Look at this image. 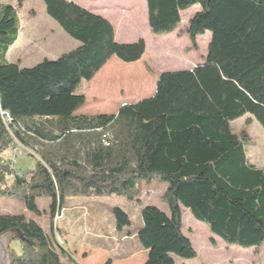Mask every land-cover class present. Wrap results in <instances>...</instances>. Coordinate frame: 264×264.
Masks as SVG:
<instances>
[{
  "label": "trees",
  "instance_id": "trees-1",
  "mask_svg": "<svg viewBox=\"0 0 264 264\" xmlns=\"http://www.w3.org/2000/svg\"><path fill=\"white\" fill-rule=\"evenodd\" d=\"M42 2L79 45L32 68L5 62L20 22L15 7L0 6V200H16L40 217L37 200L49 199L55 233L53 220H60L69 199L119 196L135 202L143 183L159 181L167 184V212L144 207L135 230L148 253L144 264L196 258L182 231L183 208L225 244L258 250L264 244V167L250 163L251 139L245 131L234 132L231 123L249 116L264 132V0H146L154 35L174 32L181 12L198 6L187 34L195 50L197 37L209 32L207 54L190 70L162 73L151 97L112 115L77 114L86 102L79 87L113 57L140 61L145 41L117 43L107 19L72 1ZM16 144L34 154L28 178L3 157ZM111 214L116 230L131 235L128 215L119 208ZM2 236H8L6 264L71 259L23 215L0 213Z\"/></svg>",
  "mask_w": 264,
  "mask_h": 264
},
{
  "label": "rangeland",
  "instance_id": "rangeland-1",
  "mask_svg": "<svg viewBox=\"0 0 264 264\" xmlns=\"http://www.w3.org/2000/svg\"><path fill=\"white\" fill-rule=\"evenodd\" d=\"M68 1L75 2L86 11L107 19L115 30L117 43L132 44L143 39L146 44L145 54L140 61L128 64L113 57L91 82H82L79 92L84 94L86 102L77 114H115L124 104H134L151 97L155 92L157 79L162 73L190 70L203 63L205 59L210 33L206 32L203 36L197 37L195 50H191V41L187 34L188 21L199 10L198 6L181 12V24L174 32L154 35L147 24L146 0ZM3 5L15 7L20 22L17 41L8 50L5 62L18 63L21 68H32L45 59L55 60L78 47V42L68 37L46 14L42 0H0V6ZM231 126L236 133L245 131L248 134L251 139L247 147L249 161L256 167L263 168L264 132L259 124L246 116L232 122ZM3 157L11 160L14 171L26 178L34 168V154L19 144L11 147ZM166 189L167 184L159 181L143 183L135 202H129L119 196L84 198V205L72 204V207L83 214L81 225L74 226L72 230L70 225L76 213L69 210L71 204L66 201L60 220L56 223L53 220L55 233L51 230L49 199L37 200L38 207L43 213L40 217L29 214L18 201L7 198L0 200V213L23 215L28 220L35 221L49 238L63 249L64 233H72L70 236L72 243L83 239L89 245L96 243L105 247L111 241L115 246L117 237L113 232L115 221L111 209L123 210L130 219V228L137 230L141 226V210L145 206L157 207L167 212V206L162 200ZM182 225V231L190 240L196 258L192 260L174 258L176 264H264V244L258 250L227 245L213 236L205 224L195 220L184 208ZM7 246L8 236L0 237V264H6ZM11 248L20 253L18 243L13 242ZM63 263L72 264V260L65 258Z\"/></svg>",
  "mask_w": 264,
  "mask_h": 264
},
{
  "label": "crops",
  "instance_id": "crops-1",
  "mask_svg": "<svg viewBox=\"0 0 264 264\" xmlns=\"http://www.w3.org/2000/svg\"><path fill=\"white\" fill-rule=\"evenodd\" d=\"M83 200L82 198H71L68 200L69 204H71V209L69 210H73L76 213L71 222L70 230L74 226L81 225L80 222H82L83 216L82 212L72 207V204L77 203V206H82L84 205ZM162 211L166 212L164 209ZM132 231L131 235L125 230L118 232L115 226L113 232L115 237H117V242L113 246L110 241L105 247L94 242V245L86 244L83 239L72 243L70 239L72 233H64L62 237L64 250L71 254L72 264H144L148 253L140 249L136 239V231ZM110 236L113 237L112 234Z\"/></svg>",
  "mask_w": 264,
  "mask_h": 264
},
{
  "label": "water",
  "instance_id": "water-1",
  "mask_svg": "<svg viewBox=\"0 0 264 264\" xmlns=\"http://www.w3.org/2000/svg\"><path fill=\"white\" fill-rule=\"evenodd\" d=\"M20 241H24V238L22 236L19 237Z\"/></svg>",
  "mask_w": 264,
  "mask_h": 264
},
{
  "label": "built area",
  "instance_id": "built-area-1",
  "mask_svg": "<svg viewBox=\"0 0 264 264\" xmlns=\"http://www.w3.org/2000/svg\"><path fill=\"white\" fill-rule=\"evenodd\" d=\"M105 143V142H104ZM11 178H13L12 176H11Z\"/></svg>",
  "mask_w": 264,
  "mask_h": 264
}]
</instances>
